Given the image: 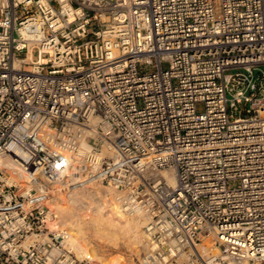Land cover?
Masks as SVG:
<instances>
[{
    "label": "built area",
    "instance_id": "2783aa9c",
    "mask_svg": "<svg viewBox=\"0 0 264 264\" xmlns=\"http://www.w3.org/2000/svg\"><path fill=\"white\" fill-rule=\"evenodd\" d=\"M262 68L264 0H0V264H103L42 196L73 179L138 264H264Z\"/></svg>",
    "mask_w": 264,
    "mask_h": 264
},
{
    "label": "bare ground",
    "instance_id": "6f19581e",
    "mask_svg": "<svg viewBox=\"0 0 264 264\" xmlns=\"http://www.w3.org/2000/svg\"><path fill=\"white\" fill-rule=\"evenodd\" d=\"M248 62H250V61H248ZM78 169L79 168H76V171ZM72 176H76V172L74 174H72ZM68 182H72V183H75L77 185L75 187L74 186L73 187L65 186V189L68 188V191L66 190L67 191L66 193H60V192L54 193V192H56V190H54V189L49 190L48 188H46L47 191L42 196H45L47 198L46 202L51 203L53 205L52 207H55L57 210H59L61 212L69 211L68 213L74 212L73 214H76V210L78 209L77 208L78 205L81 204V202H84L85 200L87 201L86 189H85V187L80 186L79 184L81 182L76 180V179L69 180ZM172 184H174L173 180H172ZM51 191L53 193H51L50 195L48 194V196H47L46 195L47 192H51ZM96 194H98V193H96ZM90 196H91L92 201L89 198ZM94 196L95 195H93L92 193H91V195L89 194L88 200L90 199V202L89 203L86 202L88 204L87 205L88 207L86 208V210H87L86 212L93 214L92 217H90L91 214H89L90 215L88 217L89 220L87 219V217H86V219L83 217L80 219L85 220V222H86V220H88L89 222H87L88 223L87 226L90 225V227L91 226L96 227L95 229L97 231L96 230H94V231H96L98 237L100 238L99 243H101V245H102L100 247L111 249L114 252V254H116L115 255L116 259L112 262V264H122V262L119 261L117 258L118 256L121 255V253H119V251H118L120 249L128 250L127 252H129V253H131V255H133V259H134L133 262L139 261L141 259L140 254H139V250H138L139 247L143 243H145V246H143V247L146 250V246H147V238H145L146 236H144L142 231H141V229L144 228V222L140 221L137 218H131L132 220L127 219L129 217L128 215H125V214L121 213L120 211L114 210L113 208L111 209L112 210L111 214H108L107 212H105V214L102 215V213H101L102 209L101 208L103 205L99 204L100 201L98 202V200L101 198V196L98 195L97 196L98 198L94 197ZM82 206H84V205H82ZM81 211H82V209H81ZM78 215L80 216V214H78ZM76 226H77V223H76L75 227ZM75 230H76V228H75ZM96 233H95V236H96ZM95 239L96 240L98 239L97 236ZM93 240H94V238H93ZM98 241H97V244H98ZM95 245H96V243H95ZM73 246H75V244H73ZM97 247L99 248L98 245H97ZM104 251H105V249H104ZM82 253H84V252H82ZM88 255H89V253H88ZM98 259H100V258H98Z\"/></svg>",
    "mask_w": 264,
    "mask_h": 264
},
{
    "label": "rangeland",
    "instance_id": "374dc122",
    "mask_svg": "<svg viewBox=\"0 0 264 264\" xmlns=\"http://www.w3.org/2000/svg\"><path fill=\"white\" fill-rule=\"evenodd\" d=\"M262 70L264 71V68H262ZM259 73L260 72H258V71L255 72V74L257 76H258ZM76 185L77 184H75V183L67 182V185L66 186L67 187H73V186L75 187ZM79 185L85 187L86 194H87L86 195L87 196V201L85 200L84 202H81V204L78 205V207H77L78 209L76 210V214L77 215L76 214H73L74 212H72V213H68L69 211L61 212V211L57 210L55 207H53V208H55L58 211V214H59V217L58 218H59V222H60L61 226L64 229L68 230L71 233L72 243L75 244L74 251L78 254V256L85 257L89 253L90 256H92V257L96 258L97 260L101 261L103 264H112V262L116 259L115 258L116 257L115 256L116 254H114V252L111 249L100 247L102 245H101V243H99L100 242V240H99L100 238L98 237V235L96 233V231H97L95 229L96 227H92V226L90 227V225L87 226V224H88L87 222H89L88 221L89 220L88 217L90 216L89 214H91V213H87L86 212L87 211L86 208L88 207L87 206L88 204L86 202H88V203L90 202L91 196L89 197L90 199L88 200L89 194L91 195V193H92L93 195H95L94 197H97L98 194H96V192H98V191L92 189V187H90L89 185L87 186L86 183L85 184L84 183L83 184H79ZM66 190L68 191L67 188L66 189L65 188H57L56 192H54V193H59V192L60 193H66L67 192ZM99 190H102V188H99ZM51 193H53V192L52 191L51 192H47L46 195L48 196V194L50 195ZM99 196H101V198L98 200V202L100 201L99 204L100 205H103V201L102 200L103 199L106 200L105 197H108L109 196V193H107V191H104V189H103V192H101ZM109 197H111V196H109ZM91 201H92V199H91ZM110 202H111V200L106 201V203H107L106 207L105 206H102V208H101L102 209V212H101L102 215H104L105 212H107L108 214H111V212H112L111 209L112 208H109V205H108ZM45 204L48 205L49 207L52 206L51 203L45 202ZM82 205H84V206H82ZM81 209H82L83 212L81 211ZM78 214H80V216ZM92 215L93 214H91L90 217H92ZM82 217L85 218V219L87 217L88 220H86V222H85V220H81L80 219ZM131 218H133V217H130L129 216L127 219L132 220ZM76 223H77V226L75 227ZM75 228H76V230H75ZM94 230H96V231H94ZM141 231H142L143 235L145 236L144 229L143 228L141 229ZM94 232L96 233V236L98 238L97 240L95 239L96 236H95V233ZM93 238H94V240H93ZM97 241H98V244H97ZM95 243H96V245H95ZM97 245L99 246V248L97 247ZM143 246H145V243H143L139 247V249H138L139 250L140 257H141L142 252H144V250H145V248ZM104 249H105V251H104ZM125 250L126 249H120V250H118L119 253H121V255L117 257L118 260L121 261L122 264H138V261L133 262L134 261L133 255H131V253L127 252L128 250H126V251ZM82 252H84V253H82ZM98 258H100V259H98Z\"/></svg>",
    "mask_w": 264,
    "mask_h": 264
}]
</instances>
